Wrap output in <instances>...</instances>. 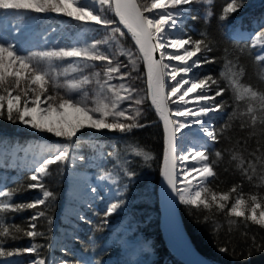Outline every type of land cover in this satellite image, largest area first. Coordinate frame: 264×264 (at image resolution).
I'll list each match as a JSON object with an SVG mask.
<instances>
[{"label":"snow or ice","instance_id":"snow-or-ice-1","mask_svg":"<svg viewBox=\"0 0 264 264\" xmlns=\"http://www.w3.org/2000/svg\"><path fill=\"white\" fill-rule=\"evenodd\" d=\"M197 2L199 0H149L148 3H142L141 0H0V10L5 12L26 11L37 15L54 13L71 18L75 22L101 25L114 36L118 34L120 38L126 34L130 35L137 50L135 52L132 49L121 50L119 55L125 56L128 61L124 63L116 56L100 50V46L109 43L108 39L97 40L82 47L72 46L28 54L20 53L15 44L0 42V118L13 123L18 121L38 132L51 133L55 137L73 141L83 129L131 133L134 129L146 127L147 125L138 119L142 116L140 108L135 106L142 105L146 99H150L151 107L163 124L164 179L182 203L210 208L209 200L202 199V193L210 192L204 185L209 178L216 177L217 173L214 170L215 161H210L209 155L206 154L207 146L209 143H219L224 129L229 127L226 122L217 132L212 126L211 117L212 115L220 117L229 107L227 101L223 99L217 101V97H223L228 87H221L220 80L212 75L204 77L196 75L195 70L201 68L203 64L215 62L206 55L212 51V47L204 32L199 33L200 38L194 39L185 36L183 29L179 27L183 19L190 18L186 10ZM213 2L214 0H206L208 4ZM95 3L100 6L107 5L116 19L104 18L101 14L103 9L97 12L92 6ZM243 6L244 0L239 2L226 0V6H222L218 19L220 21L228 19L230 13L238 12ZM213 14L212 11H207L206 21ZM117 24L122 25L127 33L119 26H115ZM175 32L180 34L174 35ZM253 36L252 47H255V42L264 41V30H258V34L254 33ZM65 58L76 59L59 69L53 64V61H62ZM255 60L264 63V52L256 55ZM138 61L145 67L146 90L143 96L139 95V89L127 83L128 80L139 79L138 76H132L133 71H139L136 67ZM173 61L177 63H172ZM42 62L47 67H42ZM96 62L101 63L97 65ZM129 64L133 66L131 70L122 71L123 68H128ZM88 69L92 71L88 72ZM77 73L79 75H72ZM220 75L227 80L228 86L235 93L236 101L246 99L254 101L258 98L256 91L243 86L236 78L239 73L234 67H229L227 72H221ZM61 76L65 78L63 82L57 79ZM166 78H170L174 83L168 84ZM117 80L120 82L113 83ZM89 85L94 87L87 88ZM213 86H216L215 89ZM60 89H64V92L61 93ZM173 97L176 99H172ZM259 100L261 115H264V95L259 96ZM170 104L177 107L173 109ZM34 113L38 114V119ZM234 115L235 109L228 115V119L231 120ZM242 115H249V127L256 126L258 119L260 124L264 125V119H261L251 106ZM109 117L113 119L109 120ZM194 126L198 127L199 133L206 139L199 141L194 138L193 147H182L178 134ZM240 127L244 128L245 125L242 123ZM196 144H200V147H195ZM261 150L262 146L258 144L255 152L250 154L252 159L246 161L241 158L238 165L249 180L252 179L250 173L256 171L253 166L256 153H260ZM48 151L51 155L36 164L27 177L33 183L21 185L19 188L20 191L39 189L40 193L33 200L16 203L13 202V196L17 189H0V197L7 198L6 201H0V238L10 237L15 240L18 238L15 233L22 232L24 237L33 241L27 247L12 250H6L0 243V257L36 254L29 264H49L48 260L38 253V248L43 245L35 242V238L45 237V232L37 230L38 221L45 218L48 225L53 223L47 216L46 202L56 197L53 191L46 188L44 177L51 175L50 165L66 164L70 159L73 162L78 159L81 163L87 164L88 160L84 155L71 157L68 145L50 148ZM136 155L139 156L141 153L137 152ZM221 156V151H215V157ZM144 159L151 160L152 157L144 154ZM190 159L195 161V164L189 166L184 163ZM232 159L236 160L237 157L234 155ZM125 174L135 175L130 167ZM100 179H110V174L101 176ZM237 187L234 185L231 192L237 193ZM124 188L126 189L127 185ZM89 191L93 194L91 201H94L98 189L93 186ZM210 199L216 204L217 210L224 211L227 208V216L243 218L244 223L250 221L264 229V210L257 212L261 204L256 202L255 195L251 196L250 214L244 207L245 200L239 194L230 207L227 204L230 199L227 193L218 195L211 192ZM91 201L86 203L91 206ZM123 204V199L106 204L104 210L98 213L102 220L95 225L94 231L103 232L109 224V217L118 214ZM26 209L35 210L27 218V229L13 224L11 227L15 232H11L10 227L6 226L7 214ZM78 219L82 223H90L86 215H81ZM70 242H80L79 236L74 234ZM48 247L51 248V245ZM60 251L67 255L71 249L64 244ZM57 264L73 262L61 259ZM80 264H92V261L81 260ZM96 264L102 262L97 261Z\"/></svg>","mask_w":264,"mask_h":264},{"label":"trees","instance_id":"trees-1","mask_svg":"<svg viewBox=\"0 0 264 264\" xmlns=\"http://www.w3.org/2000/svg\"><path fill=\"white\" fill-rule=\"evenodd\" d=\"M222 6H226V0H215L213 4V16L208 21H202L194 17L186 26L188 36L200 38L199 33L204 32L212 47V51L206 53L214 63H206L204 71L206 75H212L221 82V87H228L220 100L227 101L229 107L226 112L213 121L217 132L227 122L229 127L224 129L219 143L208 147L210 161L214 160L216 177L209 178L204 185L210 189L209 193H202V199L207 198L211 207L206 209L203 205L199 207L186 205L179 202L180 214L184 228L197 251L205 258L215 264H262L264 263V229L250 221L243 222V218L229 217L226 215L227 208L219 211L216 204L211 202L210 193L216 192L229 194L227 204L234 203L237 195L245 200V209L250 214L251 196L257 197V203L264 210V125L258 119L256 126L249 127V115H242L251 106L255 113L261 115V102L259 96L264 95V63L255 60L257 48L252 47L251 39L236 37L235 29L238 27L251 33H258L264 30V0H261L252 7L246 8L238 13H230L229 18L220 21ZM239 17V19H238ZM129 40V39H128ZM229 67L239 73L236 77L245 87H251L258 93L256 100L236 101L235 93L228 86L227 80L220 75L227 72ZM144 70V67H142ZM242 70V71H241ZM235 109V115L231 120L228 115ZM151 116L141 121L146 124L144 128L134 129L131 133L116 131L102 132H81L78 138L73 141H66L71 152L76 151L79 155L87 157L88 163L80 166L95 175L105 171H116L119 173L120 182L127 188L121 193L117 201L123 199L124 204L118 210V214L109 217V223H115L123 219L127 224H134L138 233L150 239L152 249L161 258L173 259L180 263L166 248L159 229V207H158V183L162 163V152L164 147L163 130L157 117L150 109ZM245 127L241 128L240 125ZM35 135L20 130L18 123L3 122L0 118V146L6 151L14 144L21 146L27 144ZM93 138L100 142L94 147L89 146ZM262 146L260 153H256L254 167L256 171L250 173L249 180L240 171L238 165L241 158L252 159L251 153L255 152L257 145ZM215 151H221L222 156L215 157ZM140 152L141 155H136ZM45 154V151H44ZM144 154L152 157L145 160ZM51 154H46V157ZM237 159L233 160L232 157ZM71 160V159H70ZM6 161V160H5ZM71 161L66 164H54L49 166L51 175L45 176L43 182L46 188L53 191L55 199L46 202L47 216L53 221L47 224L45 218L38 221V231L45 232V237L35 238V242L43 245L38 248L39 256L53 264L55 254L53 245L60 237V230L64 229V210L68 202V168ZM81 163V162H80ZM12 166L7 163L0 164V185L2 189L13 190V202H29L35 198L39 189H24L20 191L21 185L33 183L27 177L31 171L25 170L21 165ZM129 167L135 173L134 176L126 175ZM237 187V193H232L231 188ZM98 192L97 198L91 201V206L83 213L90 223L79 222L77 234L80 242H65L71 249L67 255H60L61 259L72 261L73 264H80L81 260L100 261L102 264H124L119 262V243L114 239V230L103 232L94 231L95 225L101 222L102 217L98 215L104 210L107 204ZM3 198V197H2ZM5 201L7 198H3ZM2 199L0 198V201ZM45 207V206H39ZM35 210L26 209L18 213L7 214L6 226L11 232H15L11 226L18 225L27 229L28 220ZM73 234V235H74ZM18 237L15 240L0 238L6 250L23 248L29 246L31 238L23 236V233H15ZM51 245V248L48 245ZM61 244V242H59ZM221 248L224 250L222 251ZM36 257V254H22L14 257H0V264H29ZM60 259V260H61ZM59 260V261H60Z\"/></svg>","mask_w":264,"mask_h":264},{"label":"rangeland","instance_id":"rangeland-1","mask_svg":"<svg viewBox=\"0 0 264 264\" xmlns=\"http://www.w3.org/2000/svg\"><path fill=\"white\" fill-rule=\"evenodd\" d=\"M260 1L261 0H244V6L240 8L238 12L252 7ZM141 2L148 3L149 0H141ZM213 4L214 2L212 4H208L206 3V0H199V2L194 3L190 8L186 10L190 18L183 19V23L179 25V27L183 29V34L185 36H188L186 26H188L189 21L194 17H197L202 21H206L207 11L213 12ZM92 6L97 12H101L102 8L103 11L101 12V14L104 18L115 19L113 13L108 9L107 5L100 6L98 3H95ZM115 26L119 25L117 24ZM179 34V32L174 33V35ZM253 34L254 33L250 34L247 30L238 26L234 31V35L236 37L249 38L251 39V42L254 41ZM101 39H108L109 43L107 45L100 46V50L116 56L120 61L124 63H128V61L125 56L119 55V52L121 50L132 49L134 52L137 51L133 41L127 35H125V37L123 38H120L118 34L114 36L110 32V30H105L103 26L94 25L92 22H75L71 20V18L63 17L62 15H57L54 13L37 15L26 11L5 12L3 10H0V42L6 44H15L17 46V50L22 54L59 48H69L72 46L82 47L84 45H90L91 43ZM255 47L257 48V54L264 52V41L255 42ZM169 51L173 50L169 49ZM75 59L76 58H65L62 61L56 60L53 61V64L59 69L64 65L73 62ZM96 63L97 65H99L101 62ZM172 63L177 62L173 61ZM205 65L206 63L203 64L201 68L195 70L196 75L202 77L208 75H206L204 71ZM41 66L47 67V65L43 62L41 63ZM132 67L133 66L129 64V67L123 68L122 71H130ZM136 67H138L139 71H133L132 76H138L139 79H131L128 80L127 83H130L133 87L139 89V95L143 96L146 90L145 71L142 70L143 63L138 61ZM87 71L91 72L92 69H88ZM72 75L77 76L79 74L77 73ZM57 79L60 82H63L65 78L61 76L57 77ZM166 79L168 84L174 83V81H171L170 78ZM119 82L120 81L118 80L113 81V83ZM86 87L92 88L94 87V85H89ZM185 87H187V85ZM215 87L216 86H213V89H215ZM59 91L63 93L64 89H60ZM181 91H183V89H181ZM219 98L220 97H217V101H220ZM172 99H176V97H173ZM189 106L191 107L192 105ZM135 107H139L142 112V116L138 118L140 122L151 116V107L149 105L148 99H146L142 105ZM170 107L174 109L177 107V105L170 104ZM69 112H71V110H69ZM33 115L36 116L37 119L39 118L38 114L34 113ZM216 118H218L216 115H212V125L213 121ZM108 119L112 120L113 117H109ZM176 119L182 120L183 118ZM3 122L14 124L12 121L4 118ZM15 123H18V127L20 130L24 131L27 134L32 133L35 136L32 137V140L30 142L23 146L14 144L8 151H6L5 147L1 145V165L6 164L7 162L12 166L21 165V167L23 166L25 170L32 171L36 164H38L42 159L46 158V154H51L48 149H54L56 147H62L64 145H68L69 147V144L66 142L67 140H65L64 138L55 137L51 133L38 132L34 129H31L27 125L20 124L18 121ZM83 131L95 133L102 131L108 132L109 130L102 129L97 131L94 129H83L81 132ZM81 132L77 135L81 134ZM116 132L119 131L117 130ZM178 135H180L181 146L184 148L193 147L194 138L199 141H203L206 139L201 133H199L198 127L196 126H194L190 130L185 129ZM99 141L98 139L93 138V140L89 141L88 144L92 148L99 144ZM211 145L212 144L209 143L207 147H210ZM195 147H200V144H196ZM70 154L73 158L80 156L76 151H70ZM70 161L71 163L68 168L69 196L64 210L65 227L64 229L60 230V239L58 238L53 245V249L55 251V254L53 255V264H57V262H59V260L61 259L60 255L63 254L62 251H60L61 246L63 245L62 243L70 242V238L75 232L79 230L77 223H79L80 221L78 217L83 215V213L89 209V204L86 203V201H91V198L93 196L89 189L93 186L97 187L98 192L102 194L101 196L104 199H106L107 204L109 202H117V199L125 189L124 185L120 182L119 173H117L115 170L100 172L93 175L88 170L80 167L82 163H80L78 159L75 160V162H73L72 160ZM184 163L191 166L192 164H195V161L190 159L189 161H185ZM177 171H179V168L177 169ZM109 174L110 179H100L101 176ZM0 189H2L1 185ZM193 191H195V189ZM39 193L40 192L36 193L35 197ZM0 198L2 199L1 201H5L2 197ZM178 200L179 202H181L179 197ZM106 229L111 231L114 230V239L119 243V262H123L124 264H178L173 259H164L159 257L152 249V243L150 239L145 238L142 234L138 233V230H136L134 224H127L126 219L116 221L115 223H109ZM59 242H61V244H59ZM92 264H96V261L92 260Z\"/></svg>","mask_w":264,"mask_h":264},{"label":"water","instance_id":"water-1","mask_svg":"<svg viewBox=\"0 0 264 264\" xmlns=\"http://www.w3.org/2000/svg\"><path fill=\"white\" fill-rule=\"evenodd\" d=\"M119 26L125 33H127V30L124 29L122 25ZM127 36L132 40L130 35ZM148 101L151 107L150 99H148ZM151 110L157 117L163 130V124L159 120L158 115L155 113L154 108L151 107ZM162 169L163 160L161 163L160 179L157 192L159 207V229L166 248L176 259L182 262V264H215L200 254L193 246L183 225L179 209L178 196L173 193L171 188L168 186V183L162 174Z\"/></svg>","mask_w":264,"mask_h":264}]
</instances>
